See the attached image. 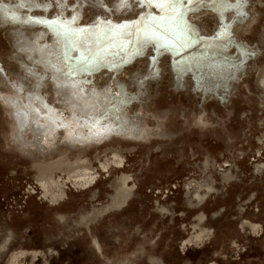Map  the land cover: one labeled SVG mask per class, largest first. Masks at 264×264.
I'll list each match as a JSON object with an SVG mask.
<instances>
[{
	"label": "rangeland",
	"instance_id": "obj_1",
	"mask_svg": "<svg viewBox=\"0 0 264 264\" xmlns=\"http://www.w3.org/2000/svg\"><path fill=\"white\" fill-rule=\"evenodd\" d=\"M32 4L0 18V264H264V138L188 136L264 130V0Z\"/></svg>",
	"mask_w": 264,
	"mask_h": 264
},
{
	"label": "bare ground",
	"instance_id": "obj_2",
	"mask_svg": "<svg viewBox=\"0 0 264 264\" xmlns=\"http://www.w3.org/2000/svg\"><path fill=\"white\" fill-rule=\"evenodd\" d=\"M20 8V9H19ZM0 9L3 10V18L8 20L10 23H20L21 26H27V27H37V26H45L44 22L48 21L46 14L48 9V6L44 7V12L41 14L39 12V9L41 8H35L32 3L28 2V0H21L19 6L12 5L9 3V0L4 2L3 0H0ZM35 9H37V13H35ZM59 15V14H58ZM229 16V15H228ZM227 16V19H228ZM56 22L55 25H57L59 30H65L62 24L65 22L64 18L61 16H58V18L54 19ZM257 21L264 22V7L260 8L258 10V16H257ZM54 24V22H53ZM59 34V33H58ZM61 37H67V35H61ZM30 68V67H28ZM156 74V72H155ZM154 74V75H155ZM252 80L260 81L263 80L264 78H258V75L256 73H251ZM203 102H205L204 98H202ZM153 104L157 106L158 104L161 105V102L157 99L153 101ZM244 108V105H242L237 114L235 115L234 118H232L227 124L226 128L224 130L225 133H223L224 141L223 140H218L219 136L215 131H210L204 134H198L195 130H192L188 133V136L190 137H197L198 139H201L200 141L204 143V149H207V151H211L215 149L218 144L226 143L227 145L231 144H242V145H247L249 147L253 146V144L260 143V141L264 138V130L263 128L260 127L259 122L257 126H253L254 122L258 119V115L252 106H248L247 111L245 114L242 116V120L238 117V113ZM262 114L260 115V117ZM235 120V121H233ZM242 122V125H245V123L250 126L251 128H247L244 130H241L240 127L237 125V123ZM241 125V126H242ZM253 126V127H252ZM3 128V127H0ZM241 131H244V138H240L241 136ZM162 149H170L166 146H163Z\"/></svg>",
	"mask_w": 264,
	"mask_h": 264
},
{
	"label": "snow or ice",
	"instance_id": "obj_3",
	"mask_svg": "<svg viewBox=\"0 0 264 264\" xmlns=\"http://www.w3.org/2000/svg\"><path fill=\"white\" fill-rule=\"evenodd\" d=\"M28 2L31 3H52V4H56L59 5L61 3H64L65 0H28ZM116 2H123V3H128L129 0H116ZM185 0H163V3L165 4H171L173 6H176L178 4H182L184 3ZM188 3H193V2H197V0H187ZM198 2L200 3H228V0H198ZM246 2V0H237V3H244ZM228 6L230 7L231 4H228ZM0 18H3V10L0 9ZM195 27V26H193ZM95 67V63L94 62H89V61H85L83 63V66L81 68L82 71H89L91 68Z\"/></svg>",
	"mask_w": 264,
	"mask_h": 264
}]
</instances>
